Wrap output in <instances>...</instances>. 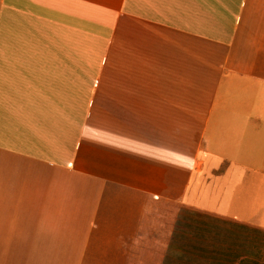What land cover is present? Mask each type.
Segmentation results:
<instances>
[{"label": "crops", "instance_id": "0c3cea01", "mask_svg": "<svg viewBox=\"0 0 264 264\" xmlns=\"http://www.w3.org/2000/svg\"><path fill=\"white\" fill-rule=\"evenodd\" d=\"M211 216L264 234V0H0V264H180Z\"/></svg>", "mask_w": 264, "mask_h": 264}, {"label": "rangeland", "instance_id": "374dc122", "mask_svg": "<svg viewBox=\"0 0 264 264\" xmlns=\"http://www.w3.org/2000/svg\"><path fill=\"white\" fill-rule=\"evenodd\" d=\"M178 239L180 264H264V234L239 223L196 217Z\"/></svg>", "mask_w": 264, "mask_h": 264}]
</instances>
